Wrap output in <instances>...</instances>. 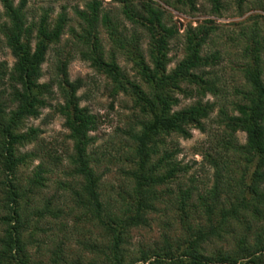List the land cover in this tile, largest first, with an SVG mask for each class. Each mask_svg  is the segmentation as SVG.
<instances>
[{"label":"trees","instance_id":"obj_1","mask_svg":"<svg viewBox=\"0 0 264 264\" xmlns=\"http://www.w3.org/2000/svg\"><path fill=\"white\" fill-rule=\"evenodd\" d=\"M116 1L120 8L113 11L100 0L74 9V28L65 8L56 16L50 8L31 15L26 0H0V51L8 49L14 59L12 67L0 61V264H264V33L257 27L264 16L249 17L251 24L229 36L240 45L241 82L226 95L217 72L221 52L206 50L219 31L213 20L188 27L183 57L169 70L171 41L181 36L168 13L149 0ZM159 1L193 14L200 0ZM201 1L221 18L233 5L244 15L254 0ZM257 1L255 10L264 13V0ZM66 33L72 41L64 44ZM119 56L132 65V75ZM49 57L46 82L42 67ZM75 58L104 76L114 99L123 95L132 103L135 121L126 132L122 184L114 196L105 194L92 152L100 120L81 105L83 81L69 77ZM183 101L190 103L180 107ZM46 109L68 132L71 147L63 159L40 146L21 152L39 145V128L26 122ZM193 130L212 139L198 152L211 172L208 185L186 178L190 167L177 159L173 139L188 140ZM33 162L31 175L23 177ZM55 169L62 172L59 193L47 197ZM153 216L168 219L161 240L131 252L130 233L149 227ZM62 220L63 229L71 221L81 230L76 259L58 233L47 262H37L30 247L45 244L37 239L47 233L43 227ZM215 242L227 247L212 249Z\"/></svg>","mask_w":264,"mask_h":264},{"label":"rangeland","instance_id":"obj_2","mask_svg":"<svg viewBox=\"0 0 264 264\" xmlns=\"http://www.w3.org/2000/svg\"><path fill=\"white\" fill-rule=\"evenodd\" d=\"M19 0H15L17 3ZM27 8L31 15L38 14L40 8H50L53 10V16H56L62 11V8L66 9L70 20V26L77 28V20L74 14V9H84L85 4L89 0H26ZM103 3L105 10H116L120 8V3L116 0H100ZM147 0H136L140 3ZM155 2L162 7L170 16L171 25H175L179 32V37L176 40L171 41L169 57L172 62L168 69L171 70L175 67L179 60L183 57V45L182 36L186 32L189 26L196 27L203 24L206 20H213L214 24L218 27L219 31L216 33L212 42H210L208 49L206 50H218L221 52V62L217 68V72L225 86L226 95L232 93V88L239 84L241 81L240 72L238 71V61L240 45L238 42H232L229 40V36L233 33H238L243 23L251 24L252 21L247 23V19L254 15H262L264 13L255 10L254 6H257V0L251 1L249 6L250 10H247L244 15L238 16L237 8L233 5L230 6V10L223 14L221 18L210 15V6L201 0L198 3V12L193 14H187L179 11H175L159 0H149ZM231 1H229L230 3ZM2 10L0 5V11ZM250 19V18H249ZM257 27L264 33V22L262 19H257ZM127 28L132 29L131 25L127 24ZM100 38L103 41L106 50L110 49V44L106 33L103 29H100ZM236 35V34H235ZM65 41H72L69 33L63 37V43ZM63 44V46H64ZM237 46H236V45ZM146 42H143V48H145ZM0 61H5L9 67L14 64V59L10 52L6 48H2L0 51ZM118 62L130 75L132 72V65L125 63L124 58L118 57ZM52 59L48 58L47 62L43 65V81H49L52 75ZM68 73L71 80L81 79L83 81V87L79 90L78 95L81 98V105L88 107L93 114H95L100 120V126L92 136L96 138V143L93 146L94 158L97 160V170L99 174L103 175L102 185L106 195L114 196L116 191H119V186L122 184L121 168L125 167L126 158V144L127 134L135 121V115L132 110V103L130 100L120 95L115 99L110 95V86L104 76L97 74L87 63L75 58L68 67ZM210 101L214 99L212 97L207 98ZM190 101H183L180 107L186 106ZM215 117V114H213ZM211 130H215L216 126L213 123H209ZM26 127L39 128L40 137L39 145L35 144L26 146L21 150L22 153L33 152L35 148H46V151L54 154L61 159L64 158L65 153L70 150L71 144L67 140V131L63 127V119L54 114L50 109L43 111L39 119L29 120L26 122ZM192 137L188 140L181 138L173 139V143L178 145L180 154L178 155V161H181L183 165H188L190 170L186 175V178L194 177L195 181L200 184H207L211 182V172L208 168L202 165V159L198 153L201 148H207L211 143V137L208 134H203L198 130L192 131ZM237 139L240 144L245 143V135L243 133L237 134ZM38 162H33L28 167L22 169L21 174L23 177L31 175L35 165ZM61 169H55L50 175L48 189L43 193L47 197L57 195L58 186L57 181L62 180ZM187 180V179H186ZM153 221L147 228H140L132 230L130 233L129 248L131 252H135L138 247H149L154 242L161 240V235L166 228L165 222L168 221L166 217L153 216ZM65 222L62 220L57 223H52L51 226H44L43 228L47 233H40L37 239L45 244L41 246L33 244L30 247V252L37 262L46 263L50 251L58 244L57 238H62V233L66 235L68 239V245L66 247L73 250V258L76 259V253L78 250L77 241L82 236L81 230L79 232L74 231L71 221L66 228L63 229L61 225ZM74 231V232H73ZM58 233L62 235H57ZM58 239V240H59ZM56 241V242H54ZM227 247V243H213L210 247ZM67 248V249H68Z\"/></svg>","mask_w":264,"mask_h":264}]
</instances>
